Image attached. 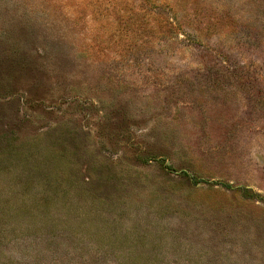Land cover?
<instances>
[{"label":"rangeland","instance_id":"rangeland-1","mask_svg":"<svg viewBox=\"0 0 264 264\" xmlns=\"http://www.w3.org/2000/svg\"><path fill=\"white\" fill-rule=\"evenodd\" d=\"M0 264H264V0H0Z\"/></svg>","mask_w":264,"mask_h":264}]
</instances>
